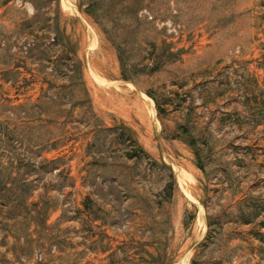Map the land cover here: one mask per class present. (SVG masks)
I'll return each mask as SVG.
<instances>
[{"label":"rangeland","instance_id":"374dc122","mask_svg":"<svg viewBox=\"0 0 264 264\" xmlns=\"http://www.w3.org/2000/svg\"><path fill=\"white\" fill-rule=\"evenodd\" d=\"M0 264H264V0H0Z\"/></svg>","mask_w":264,"mask_h":264}]
</instances>
